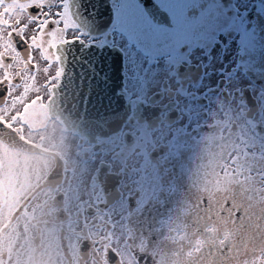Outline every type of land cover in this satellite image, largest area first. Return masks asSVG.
<instances>
[{
  "label": "flooded vegetation",
  "instance_id": "af4514ba",
  "mask_svg": "<svg viewBox=\"0 0 264 264\" xmlns=\"http://www.w3.org/2000/svg\"><path fill=\"white\" fill-rule=\"evenodd\" d=\"M197 2L190 15L211 7L220 26L201 36L204 42L195 54L190 47L172 60L179 67L191 54L189 67L180 70L192 78L194 89L203 90L201 124L211 129L188 143L178 131L177 115L170 113V122L157 124L158 130L141 131L142 121L135 136L126 129L128 135L114 145H101L99 140L106 137L69 128L54 112L56 100L44 86L39 56L41 67L31 75L18 58L14 61L12 79L19 74L20 84L9 87L10 95L0 105V264H190L194 257L212 264L216 257L209 252L214 245L223 240L227 246L236 237L231 238V229L230 235L218 231V224L215 230L206 227V211L196 222L195 205L204 201V209L208 205L220 209L237 199L259 217L264 208V116L259 107L249 110L240 100L211 95L226 85L229 76L261 83L264 15H258L256 0ZM141 4L140 11L154 25L168 23L151 0ZM69 5L79 25L69 35L84 33L86 41L112 34L128 14L126 5L116 11V0H69ZM69 45L84 47L78 42ZM107 48L111 52L106 54L121 60V74L116 89L107 69L110 62L95 67L94 94L85 97L91 110L101 104L127 106L140 79L150 69L159 71L167 59L138 56L145 71L134 72L122 48ZM171 140L176 146H169ZM181 145L193 150L189 178H182L169 162V154ZM214 157L220 159L215 168ZM213 169L221 178L218 185L214 180L209 183ZM184 184L192 188V204L181 198ZM170 208L178 210L170 214ZM260 223L264 226V221ZM239 261L264 264V236L250 240L247 251L241 248Z\"/></svg>",
  "mask_w": 264,
  "mask_h": 264
},
{
  "label": "snow or ice",
  "instance_id": "6c2138e0",
  "mask_svg": "<svg viewBox=\"0 0 264 264\" xmlns=\"http://www.w3.org/2000/svg\"><path fill=\"white\" fill-rule=\"evenodd\" d=\"M151 2L168 17L165 26L157 27L140 11L143 7L141 0H116L117 12L120 11L119 5H126L128 9L123 24L118 25L108 36L86 41L82 38L84 33L69 35L70 31L79 27L73 19L69 0H0V32L6 36V39L5 36H0V89H3L0 90V105L4 104V98L10 95L9 87L20 84L19 74L12 79V67L18 58L30 75L42 64L45 74L44 86L53 100H62L69 107L77 109L83 106L86 115L95 117L91 123L97 130V138L106 137L99 140L101 145H114L119 138L128 135L126 129H132L131 134L135 136L142 121L145 123L141 131L148 127L158 130L157 124L170 122V113L177 115L175 122L181 125L178 131L188 138L185 143L191 141L193 136L198 137L201 132L211 131L207 124H201L203 117L200 107L204 106V103H201L199 96L203 95V90L194 89L190 83L192 78L180 70L189 67L191 54L187 60H181L179 67L172 64V60L188 53L190 47L192 54H195L199 45L204 42L201 36L213 33L219 28L217 13L211 7H206L198 16H191L189 9L199 6L197 0ZM256 4L259 5L258 15H264V0H256ZM236 14L240 15L239 10ZM240 22L243 24V19ZM244 30L246 33L249 31L247 25H244ZM74 42L84 45L85 48L110 45L122 48L134 72L145 71L138 62V56L167 59L160 63L159 71L150 69L148 74L140 79L137 94L134 98L129 97L127 106L112 108L110 105L101 104L89 112L85 97L94 94L92 81L97 73L90 63H82L78 75H69V61L64 49L66 45ZM200 51L203 52V49ZM37 56L41 64L37 63ZM19 71L17 68L16 72ZM217 94L225 99L240 100L249 110L259 107L261 115L264 116V72L261 73L259 84L229 76L226 85L217 89L211 96ZM208 99L209 96H204L205 101ZM151 134L148 133L149 136ZM176 144V140L169 142L170 147ZM192 151H186L181 145L169 154V162L178 169L182 178L192 175ZM261 155L264 156V153ZM183 188L185 191L181 198L192 204V188L189 184H184ZM174 203L178 204L179 201ZM203 204L204 201H201L195 205L196 222L202 218L200 213L206 211V227H213L215 230L214 226L223 222L225 226H231V236L236 237L227 246L223 240L214 245V251L209 252V255L216 257L212 264H240L241 248L247 251L250 240L264 236V226L260 223L264 221V208L260 209V215L257 217L249 206L237 199H233L231 203L226 202L220 209H215L212 205L204 209ZM177 210L170 208L169 212L171 214ZM190 264H204V261L194 257ZM244 264H247V261Z\"/></svg>",
  "mask_w": 264,
  "mask_h": 264
},
{
  "label": "water",
  "instance_id": "95a60500",
  "mask_svg": "<svg viewBox=\"0 0 264 264\" xmlns=\"http://www.w3.org/2000/svg\"><path fill=\"white\" fill-rule=\"evenodd\" d=\"M148 11L152 13V10L148 9ZM64 51L65 53L67 52L78 53L77 56L75 57L69 56L67 54L68 61H69L67 71L69 75H72V74L78 75L79 66L82 63H90L91 66L95 68L96 66H99L102 63L110 62L111 67H108L107 69L110 70L109 74H111L112 79H113V84H115V87H116L117 81L121 74V66L119 64V61L121 62V60H119V58L116 56L106 54L108 52H111L109 48L107 47L85 48L83 46L69 45L64 49ZM114 90L115 89L113 88V91ZM57 102L58 100H56L54 104V112L58 114L60 117L65 118L64 123L66 124V126L72 129L80 130L81 132L97 133L96 128L91 123V121L95 119V117L86 115L82 109L83 106L81 109H77L75 107H69L65 103L59 105V103L57 104ZM96 107H100V106H92V109ZM87 108H88V111L91 112L90 106L88 104H87ZM76 116H80L81 119L80 118L78 119Z\"/></svg>",
  "mask_w": 264,
  "mask_h": 264
},
{
  "label": "rangeland",
  "instance_id": "374dc122",
  "mask_svg": "<svg viewBox=\"0 0 264 264\" xmlns=\"http://www.w3.org/2000/svg\"><path fill=\"white\" fill-rule=\"evenodd\" d=\"M226 157V156H225ZM212 162V167L213 168H215L216 166H218L219 164H220V159L219 158H217V157H214L213 158V160L211 161ZM215 169H213L212 170V178L209 180V183L210 184H212L213 183V181L212 180H214L215 181V183L214 184H216V185H218V184H220L221 183V178H220V176H218V175H216V172L214 171ZM230 178V177H229ZM226 179V177L225 178H223V183H224V180ZM211 186H213V185H211ZM262 193V192H261ZM255 195V194H254ZM218 225L220 226L218 229V231H220V232H222V233H224L225 231L227 232V233H229L227 230H230L231 229V226L230 225H228V226H225V224L223 223V222H220V223H218ZM221 226H222V228H221ZM229 235H230V233H229ZM231 238H232V236H231Z\"/></svg>",
  "mask_w": 264,
  "mask_h": 264
}]
</instances>
